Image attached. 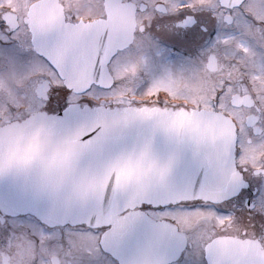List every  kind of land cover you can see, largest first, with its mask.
I'll return each mask as SVG.
<instances>
[{
    "label": "snow or ice",
    "instance_id": "1",
    "mask_svg": "<svg viewBox=\"0 0 264 264\" xmlns=\"http://www.w3.org/2000/svg\"><path fill=\"white\" fill-rule=\"evenodd\" d=\"M229 3L218 4L213 11L219 15L189 7L153 16L139 30V41L135 33L129 39L107 28L85 27L79 9L62 13L54 26L29 25L26 20L12 26L0 16V68L9 70L13 81L16 69H25L19 73L22 83H13V90L16 99L28 105L20 107L5 98L3 123L27 120L34 113L63 123L71 119L74 108L82 114L120 113L126 107L123 101L115 107L102 106L97 97L111 91L102 81L134 48L155 49L159 57L175 52L190 59L193 53L215 51L219 37L233 26L240 28L242 22L264 39V0H259L256 11L249 0ZM141 6L144 12L151 7L148 0H138V11ZM37 66L43 70L29 71ZM81 79L85 87L68 86V81ZM233 91L231 81L225 82L199 102L200 107L206 105L213 115H227ZM146 132L136 129L137 135ZM245 135L243 128H237L236 139L227 148L209 146L194 149L191 155L180 149L177 175L165 183L150 176L135 182L110 180L99 205L91 208L54 192L35 173H15L6 182L0 177L4 183L0 248L7 250L22 235L42 248L56 249L66 264H142L148 248L162 250L166 264H264L244 248L252 240L264 244V161L250 162L246 157ZM193 213L205 215L188 226L184 217ZM228 218L230 224L225 222ZM141 226L147 229L143 237ZM81 236L89 237V242L79 245Z\"/></svg>",
    "mask_w": 264,
    "mask_h": 264
},
{
    "label": "flooded vegetation",
    "instance_id": "2",
    "mask_svg": "<svg viewBox=\"0 0 264 264\" xmlns=\"http://www.w3.org/2000/svg\"><path fill=\"white\" fill-rule=\"evenodd\" d=\"M148 2L151 7L149 11L144 12L142 6L139 11L137 10L138 0H0V16H4L12 26L25 20L29 25L54 26L58 23L62 13L68 9H80L89 13L88 15L82 13L80 17L81 23L85 27L100 31L107 28L117 35L129 39L135 33L137 41H139V30L144 26L145 21L150 22L153 16L159 18L173 15L189 7L193 11H213L218 4L231 6L229 0H148ZM238 2L239 0H231V3ZM249 2L251 10L256 11L259 0H249ZM213 14L219 15L215 11ZM187 19L191 21L192 18L187 17ZM0 36H3V33H0ZM215 38L216 32L214 31L210 39L214 40ZM144 48L148 52V61L152 68L157 70L156 67L164 62L168 64L167 67L178 69L180 77L186 80L181 81L178 87L182 86L189 92L191 90L203 91L205 97L198 99L190 98L191 95L174 96L172 94L177 93H172L166 88L146 92L137 90L135 86L139 82H144L146 75L141 67L134 68L130 64V53L120 61L112 75L102 81L106 87L111 88V91L118 89L121 92L118 94V91L114 93H109L111 92L109 91L106 94H101L97 100L102 106L111 104L115 107L118 102L123 101L126 107L151 106L208 110L206 105L200 107L199 102L212 94L213 90L219 88L221 84L231 81L234 89L232 110L226 116L232 122L235 119V123L233 122L235 139L237 128H243L246 133L244 144L246 157L250 162L264 161V39L259 38L257 29L243 22L240 28L233 26L219 37V47L215 51L210 54L205 52L199 56L193 53L190 59H185L175 52L166 54L165 57H159L155 49L148 47H141L139 52L143 53ZM136 49L139 48H134V50ZM125 62L128 64L125 65ZM126 66L133 67V71L127 70ZM195 69L198 71L197 77L193 75ZM30 70L38 72L43 69L37 66L34 70ZM24 71V68L16 69L17 77L13 81L10 71L0 68V130L10 123L25 121L3 123L4 120H7V115L2 109V102L5 98L17 106L28 107L22 100L16 99L13 90V83L17 86L22 83L19 73ZM128 74L132 76V81L125 79ZM72 98L73 105H75L77 97L74 95ZM133 100L139 103H131ZM158 100L161 103L158 104ZM163 101H167V105ZM34 115L36 114L34 113L32 116ZM237 146L239 147V144ZM203 215L205 214L193 213L191 216H185L184 222L191 226ZM225 222L230 224L231 218ZM235 227L233 226V230ZM139 231L143 237L147 229L141 226ZM89 239L87 236H81L77 243L84 245L89 242ZM228 246L226 240L223 247L227 248ZM244 248L252 257L264 261V244L261 242L252 240L247 242ZM34 259L38 261V264H66L65 257L58 254L56 249L42 248L22 235L15 237L7 250L0 248V264H33ZM142 264H166V256L162 250L148 248L142 257Z\"/></svg>",
    "mask_w": 264,
    "mask_h": 264
},
{
    "label": "water",
    "instance_id": "3",
    "mask_svg": "<svg viewBox=\"0 0 264 264\" xmlns=\"http://www.w3.org/2000/svg\"><path fill=\"white\" fill-rule=\"evenodd\" d=\"M67 83L79 90L85 81ZM139 128L147 132L137 135ZM234 140L230 118L206 110L143 106L82 114L74 108L63 123L34 115L5 126L0 177L6 182L15 173H35L54 192L91 208L99 205L110 180L150 176L165 183L177 175L180 149L191 155L209 146L227 148Z\"/></svg>",
    "mask_w": 264,
    "mask_h": 264
},
{
    "label": "rangeland",
    "instance_id": "4",
    "mask_svg": "<svg viewBox=\"0 0 264 264\" xmlns=\"http://www.w3.org/2000/svg\"><path fill=\"white\" fill-rule=\"evenodd\" d=\"M206 1H210V0H206ZM80 11L86 15L89 14L85 12L84 10H80ZM139 51H141V48L136 49L131 52V56H130L131 63L129 62L130 64L133 65L134 68L141 67L144 70L145 75H146V80L144 82H139L135 86L137 90L146 92V91L155 90L159 88H164V89L166 88L172 93H177V94H172L174 96L191 95L190 98L193 97V98H198V99L205 97V94L203 91L200 92V91L191 90V92H189L188 90L184 89L182 86L178 87L181 81L182 82L186 81L185 78L180 77L178 69L167 67L168 64L161 62L156 67L157 70H155L154 68L150 66L151 64L148 61L149 55H148V52L145 50V48L143 50V53H140ZM126 64H128V62H125V65ZM133 67L126 66V69L133 71ZM29 71L31 70L29 69ZM197 73L198 71L197 69H195L194 74H193L194 77H197ZM125 79L132 81L133 78L131 75L128 74L125 77ZM186 79H188V76H186ZM173 84H176L177 87L173 86ZM116 91H118V94L121 93L119 92L118 89H116L115 91H111L109 93H114Z\"/></svg>",
    "mask_w": 264,
    "mask_h": 264
}]
</instances>
